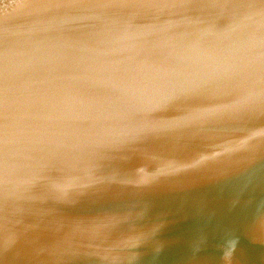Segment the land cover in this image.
Wrapping results in <instances>:
<instances>
[{
  "label": "water",
  "instance_id": "obj_1",
  "mask_svg": "<svg viewBox=\"0 0 264 264\" xmlns=\"http://www.w3.org/2000/svg\"><path fill=\"white\" fill-rule=\"evenodd\" d=\"M0 264H264V0H0Z\"/></svg>",
  "mask_w": 264,
  "mask_h": 264
}]
</instances>
